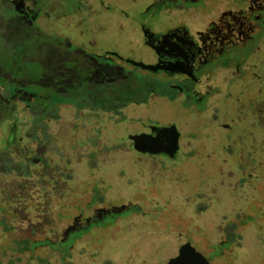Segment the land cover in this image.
I'll return each mask as SVG.
<instances>
[{
	"label": "rangeland",
	"instance_id": "rangeland-1",
	"mask_svg": "<svg viewBox=\"0 0 264 264\" xmlns=\"http://www.w3.org/2000/svg\"><path fill=\"white\" fill-rule=\"evenodd\" d=\"M1 1L0 264H264V100L229 84L196 106L149 73L153 0H62L33 26ZM147 125L176 127L174 158L134 150Z\"/></svg>",
	"mask_w": 264,
	"mask_h": 264
},
{
	"label": "flooded vegetation",
	"instance_id": "flooded-vegetation-1",
	"mask_svg": "<svg viewBox=\"0 0 264 264\" xmlns=\"http://www.w3.org/2000/svg\"><path fill=\"white\" fill-rule=\"evenodd\" d=\"M1 2L11 4L16 16L33 26L40 14L57 12L62 0H41L39 9H36V0ZM98 2L101 4L100 0ZM149 7H158L156 18L166 17L168 22L155 30L158 20L150 16L149 22L138 25L142 47L152 58L147 69L149 73L174 82L176 86L180 81L196 106L210 102L217 90L224 93L230 84L232 92L237 94L236 101L249 108L261 107L264 66L257 64V60L263 58L264 49L252 53L240 47L264 29V0H153ZM96 59L105 63L109 57L103 55ZM206 68L209 69L207 73ZM90 73L91 82L100 75L97 68ZM245 84L251 88L247 98H243L241 92ZM40 89L35 87L36 93ZM46 91L41 90L42 93ZM0 103L2 105L3 101ZM151 127L155 126L147 125L139 135L147 134L167 146L168 138L159 131L165 126ZM148 156L168 157L165 154Z\"/></svg>",
	"mask_w": 264,
	"mask_h": 264
},
{
	"label": "water",
	"instance_id": "water-1",
	"mask_svg": "<svg viewBox=\"0 0 264 264\" xmlns=\"http://www.w3.org/2000/svg\"><path fill=\"white\" fill-rule=\"evenodd\" d=\"M146 126H142V129ZM155 129V127H151ZM159 131L168 138L167 146H163L162 143L158 142L149 135L144 134L140 136H130L129 138L133 141V148L136 152L148 155H159L165 154L170 159L174 158L178 150V138L179 133L174 125L169 127L159 128ZM170 264H210L201 254L190 248V253L182 255L179 260L173 261Z\"/></svg>",
	"mask_w": 264,
	"mask_h": 264
},
{
	"label": "trees",
	"instance_id": "trees-1",
	"mask_svg": "<svg viewBox=\"0 0 264 264\" xmlns=\"http://www.w3.org/2000/svg\"><path fill=\"white\" fill-rule=\"evenodd\" d=\"M32 242V243H31ZM29 243H31V244H37L38 246H44V245H42V244H39V242H33V241H30V240H23V241H19V242H17L16 243V245H21V246H23V248H21V249H19V251L20 252H27V251H30V250H32V249H30V247H29ZM55 244V243H54ZM56 244H58V243H56ZM37 247V246H36ZM35 247V248H36ZM45 264H47V263H45Z\"/></svg>",
	"mask_w": 264,
	"mask_h": 264
}]
</instances>
